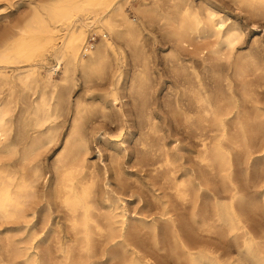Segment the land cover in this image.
I'll list each match as a JSON object with an SVG mask.
<instances>
[{"label":"bare ground","instance_id":"6f19581e","mask_svg":"<svg viewBox=\"0 0 264 264\" xmlns=\"http://www.w3.org/2000/svg\"><path fill=\"white\" fill-rule=\"evenodd\" d=\"M160 1L153 0L138 13L147 27L157 22L171 44L168 64L181 88L172 104L183 116L185 133L194 140L191 146L201 168L198 179L175 178L178 157L171 152H179L180 143L177 147L158 143L160 128L150 97L153 63L146 49L145 24L126 17L127 0H52L44 13L35 9L24 28L0 43V223L7 224L0 264L49 263V255L36 252L42 238L33 244L10 237L26 231L33 237L44 234L53 206L64 216L75 244L61 250V264H88L95 254L94 237L117 250L103 264H158L160 241L172 264H264V227L252 229L243 209L247 205L249 210H259V201L247 202L235 184L237 166L247 183L254 179L264 185V52L255 49L235 58L233 50L243 36L237 24L217 17L210 7L198 9L192 0H163L166 11L161 10ZM229 1L251 17H264V0ZM79 12L87 13L80 19ZM90 33L102 37L97 47L89 44ZM48 49L53 64L42 74L48 60L39 55ZM126 50L137 61L129 86L135 95L132 108L138 121V155L141 160L149 157L154 167L160 154L165 167L161 171L169 175V190L184 224L176 226L168 217L162 238L154 222L146 226L139 221L138 227H131L122 201L109 197L113 190L108 188L106 169L99 174L95 165L87 163L91 137L106 142V132L100 130L112 121L117 109ZM58 72L56 81L53 76ZM78 72L84 84L92 78L107 81V92L97 102L71 99ZM249 76L255 79V88L245 90L238 103L234 81L243 82ZM209 80L223 84L222 88L211 86ZM61 137L62 148L47 177L44 155ZM123 150L116 145L109 152ZM259 154L261 160L253 157ZM255 161L261 163L253 165ZM158 169L154 167L152 173ZM102 180L104 191L98 192ZM261 198L264 203V191ZM145 229V241L150 240L156 258H149L142 242L133 237ZM201 234L234 241L236 259L229 247L220 250L215 244L200 245L195 237ZM77 243L83 256L73 255Z\"/></svg>","mask_w":264,"mask_h":264},{"label":"rangeland","instance_id":"374dc122","mask_svg":"<svg viewBox=\"0 0 264 264\" xmlns=\"http://www.w3.org/2000/svg\"><path fill=\"white\" fill-rule=\"evenodd\" d=\"M51 1L52 0H0V43L10 35L16 34L19 29L24 28L28 22L27 19L30 20L36 10L44 13L45 7L48 6V3ZM152 2L153 0H127L123 10L129 20H137L144 22L145 24L146 21L141 18V15L138 12L142 6H150L152 5ZM191 2L193 5L195 4V6L200 10L210 7L218 14L217 17L228 18V22H233L238 25L243 33V36L241 41L236 44L233 50V54L235 53V58L244 57L248 53H252L255 49H259L260 52H264V17H251L250 15L238 9L229 0H192ZM160 6L162 11L167 10L166 4L163 0L160 1ZM86 13L87 12H79L78 16L81 14L79 18L81 19L82 15H86ZM90 34L91 35L89 36L88 41L91 38H94L90 43H93L92 45L97 47V45L103 41L102 37L97 33ZM144 35L147 38L146 49L150 52L151 61L153 63L152 72L154 73V82L150 97L156 107L157 121L160 128V132L157 136L159 139L158 143L160 145L168 144L166 145L168 147H177V143H180L178 146L182 145L180 146L181 150L179 152H171L174 156L178 157L176 158L177 160L174 164V176L178 180H186L188 178L190 179L191 177H195L197 180L201 168L196 161L197 152H195L194 147L192 148V146H194V140L189 134L185 133L188 130L185 129L186 124L184 123L183 116L174 108L172 104L175 94L179 92L181 88L175 80L176 73L170 69L168 64V58L171 54V44L168 43L167 39L163 36V32L159 30V25L157 22H154L151 27H147V24H145ZM253 41L254 43L256 42V44H254ZM50 55V49L42 52L41 55H39L43 57L45 56V58L48 60V63L41 71L42 74H44L53 64ZM136 62L137 61L133 55L128 50H126L124 52V63L122 66H120L122 76L120 85L117 87L119 95V102L116 106L117 109L114 110L115 114L112 118V121L107 122L101 127L100 130V133H103L104 131L106 132V142L102 138L95 137L96 135L91 137L87 163L92 166L95 165L94 167L98 170L99 174H102V170L106 169V179H108L107 185L111 191L113 190L112 194L109 193V197H117L122 201L124 209L126 208L125 212H127L126 216L130 221V226L134 228L138 227L139 221L144 222L146 226L154 222L158 235L160 238H162L167 229L165 219L168 217H172V219H174L176 226L183 227L184 224H182V218H180L181 213L177 210L176 201L171 195V190H169L172 185L169 175H167L168 173H163L165 170L161 171L165 168L163 167V162H161L162 157L160 154L157 157V165L154 167H158L159 172L155 174L152 173L154 167L152 166V162H150L149 157H145L144 160H141V157L137 152L139 134V132H137L138 121L132 108V96L135 97V95L134 90L130 89L129 86L130 77L136 71ZM156 74L157 76L155 77ZM59 76L60 72H58V74L56 73L53 78L58 81ZM254 80L255 79L253 77L249 76L243 79V82L234 81V95L238 100V103H240L242 100L241 94L245 92V90L249 91L250 89L255 88L256 81ZM76 81L75 87L70 90L72 100L85 99L86 101H89L93 99L95 102H97L98 97L101 94L107 92V81L105 79L98 80L96 78H92L90 81L84 84L82 77L78 72ZM231 81L233 82V79ZM209 82L210 85H214L213 87L215 88L220 87V85L222 88L223 84H220L218 81H215L214 84V81L212 80H209ZM89 83L91 84L89 85ZM66 127L68 126L66 125ZM120 128H123L121 132H119ZM65 133L66 129H64V135ZM187 135H189V137ZM187 137L188 139L186 140ZM62 142L63 138L61 137L58 145L44 155L45 167L48 172L47 177L49 174H51V162L55 155L61 150ZM116 145L117 147H120L121 145V149H125L123 150L124 152H109ZM188 147H191L190 149L192 152L188 151ZM97 150H100V152H97ZM253 157H259L261 160L260 154L253 155ZM254 163L253 165H257V163L261 162L255 161ZM117 168L118 171L116 170ZM239 169L240 167L237 168L236 166L235 184L242 190L247 202L259 201V210H249L247 205L243 207L247 213V221L250 227L256 231L261 227H264V203H262L261 198V192L264 191L262 190L264 189V185H261L259 182H255L253 178H251V180L253 179L252 181L247 183L240 175ZM116 171L118 172L117 175ZM123 175L125 178H123ZM133 180L135 181L133 182ZM97 189H99L97 190L98 192L104 191V180L99 182ZM55 209L56 206H53V213L49 219L50 223H48V230L44 234H36L33 237L29 231H26L20 236L10 237L11 241L22 240L31 242L33 244L42 238V246L40 249H37L36 252H39L41 255H43V252L45 255H49L50 261L48 264H61L63 262L62 256L60 254L61 250L75 247L72 238L73 236H71L67 230L68 223L66 222L62 213H56L55 211L57 209ZM6 226V223H0V254L2 256L5 253L4 247H6ZM36 230L39 232V226H36ZM141 232L142 233H139L138 235H136L135 233L137 232H135L133 235L134 239H136V241L139 240L142 242V249H144V253L146 252L150 254L148 256L149 258L151 256L156 258V251H154L150 240L146 239L145 241L144 236L148 235V229H145ZM201 235V237H195V241L200 245L208 246L210 244H215L220 247V250L230 248L233 250V260L236 259L234 253V241L227 242L224 240V238L214 235L210 236L206 234L207 237L205 234ZM93 241V252H95V254H93V257L91 258L92 260L90 259V264H100V262L103 264V262L108 259V256L112 252H117L115 247L111 248L109 245H104L101 242L102 240H98L96 237H94ZM159 247L162 249L157 253L160 256L159 259L156 260L158 261V264H172L173 261L169 257V252L161 241ZM73 255H77V257L83 256L78 243L77 250H73ZM151 259L154 260L153 258Z\"/></svg>","mask_w":264,"mask_h":264},{"label":"built area","instance_id":"2783aa9c","mask_svg":"<svg viewBox=\"0 0 264 264\" xmlns=\"http://www.w3.org/2000/svg\"><path fill=\"white\" fill-rule=\"evenodd\" d=\"M92 39H94V38H91V39H90L89 44H91L90 42L92 41ZM93 42H94V41H93ZM92 44H93V43H92Z\"/></svg>","mask_w":264,"mask_h":264}]
</instances>
